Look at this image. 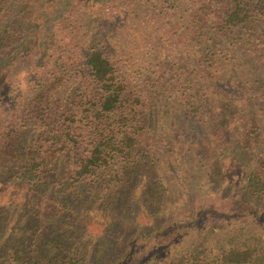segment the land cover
I'll list each match as a JSON object with an SVG mask.
<instances>
[{
    "label": "trees",
    "instance_id": "16d2710c",
    "mask_svg": "<svg viewBox=\"0 0 264 264\" xmlns=\"http://www.w3.org/2000/svg\"><path fill=\"white\" fill-rule=\"evenodd\" d=\"M1 78L0 264L256 259L161 213L184 165L264 198V0H0Z\"/></svg>",
    "mask_w": 264,
    "mask_h": 264
},
{
    "label": "rangeland",
    "instance_id": "374dc122",
    "mask_svg": "<svg viewBox=\"0 0 264 264\" xmlns=\"http://www.w3.org/2000/svg\"><path fill=\"white\" fill-rule=\"evenodd\" d=\"M10 75L9 80L12 79ZM4 81L1 78L0 85ZM184 147H187V144H183L182 151ZM173 164L175 170L180 169L179 164L175 162ZM181 173L187 186L195 185L189 166L184 165ZM241 178L235 175L234 181L229 178L228 183H225L222 188L216 186L209 192H198L195 186L192 189L189 187L187 189L188 194L185 195L183 202L180 200L177 202V207L168 208V212L163 211L161 213L164 220L168 218L177 220L187 217L186 225L177 232L178 236L182 237L181 231L184 229L187 231L184 241L187 247L190 245V248L185 252H197L206 247L208 241L207 254L212 257H214L216 251L227 249L231 244L251 245L259 249L258 256L251 264H264V198H249L250 202L253 203L254 201L256 205L251 208V204L245 210L247 205L244 203L245 196ZM174 180L175 185L169 191L170 201L176 199V192L179 187H184L175 175ZM181 204L183 205L181 206ZM236 204L241 206L238 208L239 212L235 217L223 214V211H226V213L234 215L231 209H236ZM206 206L212 208L215 212L210 211L211 209L208 210ZM199 216L201 217L198 219ZM194 219H197V222L193 223L195 229H192L190 225ZM184 241L182 244H184ZM134 264H138L137 261Z\"/></svg>",
    "mask_w": 264,
    "mask_h": 264
}]
</instances>
